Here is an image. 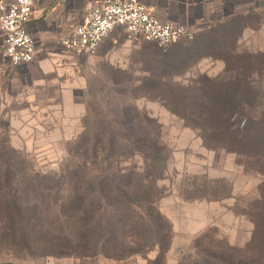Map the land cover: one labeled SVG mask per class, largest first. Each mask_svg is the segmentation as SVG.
I'll return each mask as SVG.
<instances>
[{"label": "rangeland", "instance_id": "rangeland-1", "mask_svg": "<svg viewBox=\"0 0 264 264\" xmlns=\"http://www.w3.org/2000/svg\"><path fill=\"white\" fill-rule=\"evenodd\" d=\"M228 29L219 27L202 39L206 47L200 41L184 40L168 49L131 41L118 31L99 49L96 56L101 54L103 61L76 54L86 57V62L81 67V89L75 96L59 97L63 103L49 106L41 101L44 97L38 105L33 97H27L28 110H10L6 105L0 111V152L13 158L16 171L26 177L58 174L68 154L80 152L74 143L84 131V123L91 125L94 137L102 133L104 123H152L149 129L158 134L164 149L160 167L166 169L157 184L161 196L157 208L172 232L162 263L157 261L158 251L153 250L124 260L102 256L83 260L36 258L15 252L3 254L0 264H194L210 259L195 247L198 238L203 240L201 251L226 245L246 248L255 229L252 208L260 199L264 182V149L244 156L210 150L187 123L214 120H200L189 112V120L184 121L164 107H176L171 96L182 93L189 96L191 107L192 99L201 89L206 90L203 85L215 79L226 99L232 100L230 107L238 113L235 119L239 123L264 124V64L259 63L260 58L253 60L246 55L244 63L237 65L229 56L227 72L214 77L206 71L209 66L203 57L230 55L234 37ZM178 47L191 49L185 54ZM193 49H200V54ZM170 51L175 52L171 61L166 55ZM131 149L125 148L127 153ZM82 161L75 156L77 164ZM123 163L125 169H142L149 164L140 155L128 156Z\"/></svg>", "mask_w": 264, "mask_h": 264}, {"label": "trees", "instance_id": "trees-1", "mask_svg": "<svg viewBox=\"0 0 264 264\" xmlns=\"http://www.w3.org/2000/svg\"><path fill=\"white\" fill-rule=\"evenodd\" d=\"M212 33H196L194 40L201 44ZM190 49L180 47L178 51L187 54ZM193 50L200 54V49ZM229 50L230 55L225 52L224 56L203 58L223 61L227 72L232 58L236 63L232 45ZM167 54L171 61L175 52ZM214 80L203 85L206 90L201 89L192 99L191 107L186 93L171 96L176 107H164L184 121L189 120V112L200 120H214L187 123L210 150L244 156L264 149V124L239 123L235 119L238 113L230 107L232 100L226 99ZM151 124L130 120L104 123L102 133L94 137L91 125L84 123V131L74 143L80 152L69 153L63 169L54 175L23 176L16 171L15 160L0 152V257L21 252L36 258L83 260L102 256L124 260L156 250L157 261L162 263L172 232L157 208L161 198L157 184L166 169L160 167L164 149L158 134L149 129ZM128 146L133 147L129 153L125 150ZM76 154L82 158L81 164L75 162ZM135 155L143 156L149 164L142 169L123 168L126 158ZM260 190L251 213L255 229L246 248L226 245L201 251L203 240L198 238L195 247L210 259L194 264H264V182Z\"/></svg>", "mask_w": 264, "mask_h": 264}, {"label": "crops", "instance_id": "crops-1", "mask_svg": "<svg viewBox=\"0 0 264 264\" xmlns=\"http://www.w3.org/2000/svg\"><path fill=\"white\" fill-rule=\"evenodd\" d=\"M107 1L40 0L28 27L36 44L37 56L32 63L17 68L4 54L5 38L0 33V111L6 105L10 110H28L31 105L24 102L29 100L27 97H33L35 105L42 101L49 106L63 103L59 97L76 95V91L81 89L80 73L86 57L63 48L62 40L86 11L103 6ZM138 1L161 22L194 29L197 35L227 26L234 37L236 64L244 63L246 55L253 60L260 58L257 60L264 64V0ZM90 57L92 60L94 56ZM104 59L101 54L96 56L97 62ZM253 60L251 62L255 63ZM204 62L209 66L206 71L210 76L215 77L225 71V63L221 60L207 57ZM40 97H44L43 100L40 101Z\"/></svg>", "mask_w": 264, "mask_h": 264}, {"label": "built area", "instance_id": "built-area-1", "mask_svg": "<svg viewBox=\"0 0 264 264\" xmlns=\"http://www.w3.org/2000/svg\"><path fill=\"white\" fill-rule=\"evenodd\" d=\"M40 0H0V33L5 38V56L13 67L32 63L37 56L34 39L28 31ZM264 14V7H263ZM122 30L131 41H143L160 48L181 41H193L196 30L161 22L138 0H109L86 11L80 22L69 28L62 40L66 50L95 56L114 32Z\"/></svg>", "mask_w": 264, "mask_h": 264}]
</instances>
